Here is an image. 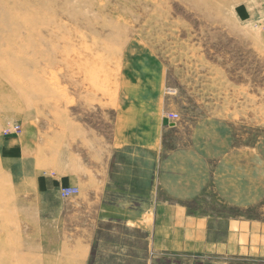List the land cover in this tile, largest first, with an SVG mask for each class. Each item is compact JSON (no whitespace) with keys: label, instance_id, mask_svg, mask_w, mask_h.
Returning <instances> with one entry per match:
<instances>
[{"label":"rangeland","instance_id":"obj_1","mask_svg":"<svg viewBox=\"0 0 264 264\" xmlns=\"http://www.w3.org/2000/svg\"><path fill=\"white\" fill-rule=\"evenodd\" d=\"M154 153L158 251L45 186ZM80 232L88 264H264V0H0V264L71 263Z\"/></svg>","mask_w":264,"mask_h":264},{"label":"crops","instance_id":"obj_2","mask_svg":"<svg viewBox=\"0 0 264 264\" xmlns=\"http://www.w3.org/2000/svg\"><path fill=\"white\" fill-rule=\"evenodd\" d=\"M154 157V169H151L149 171L148 176H146L144 172L142 173L140 171L138 173H131L124 170L120 171V173H115L114 156H112L108 165H104L103 167L99 163L93 164L96 163V161L94 159H91L92 166L82 165L79 169H76L73 177H45V186H49V191L58 189V186L73 188L81 187L82 194H84L83 200L86 202L89 201L90 204L91 217L89 218V224H92L93 235H95L102 223H104L107 219L108 221H111V219H118L121 220L125 225L129 224L132 221H137L142 227L144 226L143 228L145 231L149 232V234L147 235V237H149H146V239H148V241L150 242V246H152L153 250L158 251L162 248L165 242H170V239L169 235L158 233L160 228L159 218L156 217L157 159L155 153ZM100 158L103 157L99 156L97 160H99ZM83 169L85 171L91 170L90 176H87V174L82 171ZM96 173H98V175ZM111 193L121 194L124 196L123 199L133 198V196H137L136 199L143 205L141 209H133L128 205V203H107V195ZM147 198L149 199V201L147 200ZM83 212L84 210L82 206L79 214L82 215ZM146 215H148V217ZM81 221L83 222L84 220L81 219ZM82 222H80L79 224L81 225ZM75 225L78 226V222H75ZM158 236H160L161 240H159ZM74 237L75 238L72 237V239L70 240L67 239L64 244L65 258L68 260L74 259L73 262L69 263L67 261L66 264H88L90 252L88 248L85 247V242L88 241V238L83 235V232L77 233L76 235H74ZM81 245H83L84 247L81 249V251H78V248Z\"/></svg>","mask_w":264,"mask_h":264},{"label":"built area","instance_id":"obj_3","mask_svg":"<svg viewBox=\"0 0 264 264\" xmlns=\"http://www.w3.org/2000/svg\"><path fill=\"white\" fill-rule=\"evenodd\" d=\"M172 116H176V115H172ZM8 127L9 128H6V130H5L6 133L10 132L9 130H16L18 128L17 125H11ZM75 193H77V189L76 188H69V187L62 188L59 192V194L62 198H67V197H69Z\"/></svg>","mask_w":264,"mask_h":264},{"label":"bare ground","instance_id":"obj_4","mask_svg":"<svg viewBox=\"0 0 264 264\" xmlns=\"http://www.w3.org/2000/svg\"><path fill=\"white\" fill-rule=\"evenodd\" d=\"M8 126H11V125L8 123ZM8 126H7V127H8ZM11 131H15V130H10V132H11ZM62 188H66V187H62ZM62 188H61V189H62ZM69 188H73V187H69ZM61 189H60V190H61Z\"/></svg>","mask_w":264,"mask_h":264}]
</instances>
